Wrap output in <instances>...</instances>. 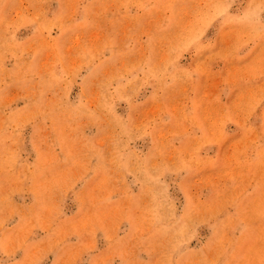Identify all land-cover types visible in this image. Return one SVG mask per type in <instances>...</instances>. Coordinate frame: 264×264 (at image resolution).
I'll return each mask as SVG.
<instances>
[{"label": "rangeland", "instance_id": "1", "mask_svg": "<svg viewBox=\"0 0 264 264\" xmlns=\"http://www.w3.org/2000/svg\"><path fill=\"white\" fill-rule=\"evenodd\" d=\"M263 10L0 0V264H264Z\"/></svg>", "mask_w": 264, "mask_h": 264}, {"label": "crops", "instance_id": "2", "mask_svg": "<svg viewBox=\"0 0 264 264\" xmlns=\"http://www.w3.org/2000/svg\"><path fill=\"white\" fill-rule=\"evenodd\" d=\"M245 2H261V3H263L264 2V0H244ZM264 11V10H263ZM263 11L260 13V15L259 16H254V17H259L260 19H264L263 18V16H264V13H263ZM225 15V14H224ZM229 16H236V15H238L237 13H236V11H234V12H232V13H229L228 14Z\"/></svg>", "mask_w": 264, "mask_h": 264}, {"label": "bare ground", "instance_id": "3", "mask_svg": "<svg viewBox=\"0 0 264 264\" xmlns=\"http://www.w3.org/2000/svg\"><path fill=\"white\" fill-rule=\"evenodd\" d=\"M207 5V4H206ZM33 17V16H32ZM35 18V17H34ZM159 42V41H158ZM6 53V52H5ZM167 55V54H166ZM165 56V55H164ZM160 60H161V58H160ZM161 83V82H160ZM185 87V86H184ZM206 88H208V87H206ZM95 106V105H94ZM88 107V106H87ZM95 108V107H94ZM63 127V126H62ZM232 143V142H231ZM233 144V143H232ZM240 146V145H239ZM87 148V147H86ZM229 150V149H228ZM187 151V150H186ZM234 159V158H233ZM191 162V161H190Z\"/></svg>", "mask_w": 264, "mask_h": 264}]
</instances>
